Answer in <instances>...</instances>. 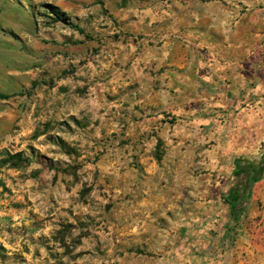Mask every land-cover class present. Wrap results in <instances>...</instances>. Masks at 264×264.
<instances>
[{
  "label": "rangeland",
  "instance_id": "1",
  "mask_svg": "<svg viewBox=\"0 0 264 264\" xmlns=\"http://www.w3.org/2000/svg\"><path fill=\"white\" fill-rule=\"evenodd\" d=\"M0 72V264H264V0H0Z\"/></svg>",
  "mask_w": 264,
  "mask_h": 264
},
{
  "label": "crops",
  "instance_id": "2",
  "mask_svg": "<svg viewBox=\"0 0 264 264\" xmlns=\"http://www.w3.org/2000/svg\"><path fill=\"white\" fill-rule=\"evenodd\" d=\"M263 69V67H262ZM198 72V79L193 80L191 84H185L182 87L183 94L186 95L187 98L191 101L193 108L191 111L192 118H195L200 121L197 130L201 133L204 132V128L207 124H209V120L213 113L211 108V104L213 103L214 97L212 94H219L221 97L225 96V90L223 83H219L217 86L213 85L211 80V73H210V64L198 63L197 67ZM2 75V72H0ZM263 80L259 81L260 85L262 84ZM214 89H217L214 92ZM246 101L247 107L245 110L247 113H258L262 112L263 108V97L260 94V86L257 87V91L255 93V97H253V93L251 90H247L246 92ZM190 95V97H188ZM185 111V110H184ZM204 119V120H202Z\"/></svg>",
  "mask_w": 264,
  "mask_h": 264
},
{
  "label": "trees",
  "instance_id": "3",
  "mask_svg": "<svg viewBox=\"0 0 264 264\" xmlns=\"http://www.w3.org/2000/svg\"><path fill=\"white\" fill-rule=\"evenodd\" d=\"M7 98L8 96L0 94L1 100H6ZM261 164H264V163H258L256 165L249 164V165H242V166H240L239 163L236 164L235 169L238 172H236L235 176L239 177V179L241 180L242 189L237 191L239 193L233 192V195H231V197H229V199L227 200L228 204L232 206V208L235 207L236 204H239V202H242L245 199H247L249 197L250 190L253 187V185L262 179L264 168L261 171H259L256 175L250 176V174L252 173L251 171L252 168H256L258 167V165H261ZM238 188L240 187L235 185L234 189L238 190Z\"/></svg>",
  "mask_w": 264,
  "mask_h": 264
},
{
  "label": "flooded vegetation",
  "instance_id": "4",
  "mask_svg": "<svg viewBox=\"0 0 264 264\" xmlns=\"http://www.w3.org/2000/svg\"><path fill=\"white\" fill-rule=\"evenodd\" d=\"M264 168V164L258 165V167L256 168H252V173L250 174V176H254L256 175L259 171H261Z\"/></svg>",
  "mask_w": 264,
  "mask_h": 264
}]
</instances>
